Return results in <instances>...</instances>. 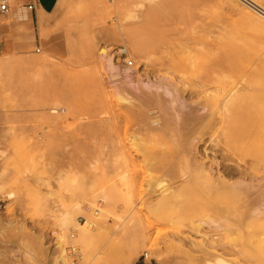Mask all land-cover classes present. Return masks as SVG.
<instances>
[{
	"label": "rangeland",
	"instance_id": "rangeland-1",
	"mask_svg": "<svg viewBox=\"0 0 264 264\" xmlns=\"http://www.w3.org/2000/svg\"><path fill=\"white\" fill-rule=\"evenodd\" d=\"M1 1L0 264H264V196L200 166L264 185L262 12Z\"/></svg>",
	"mask_w": 264,
	"mask_h": 264
},
{
	"label": "bare ground",
	"instance_id": "bare-ground-1",
	"mask_svg": "<svg viewBox=\"0 0 264 264\" xmlns=\"http://www.w3.org/2000/svg\"><path fill=\"white\" fill-rule=\"evenodd\" d=\"M247 3H249L248 5H252V6H254V7H256L260 12H262V14L264 15V7L262 6V5H260L257 1H255V0H245ZM245 2V3H246ZM246 3V4H247ZM250 5V6H251ZM253 7V8H254ZM255 9V8H254ZM257 9H255L256 11H257ZM12 15V19H13V17H14V19L16 18L17 19V21H22V20H28V21H30L29 20V17H28V14H27V12H26V10H25V7H20V11H18V12H15V13H13V14H11ZM11 19H8L7 21H10ZM7 21H5V22H7ZM4 23V21L3 22H1L0 21V24H3ZM7 24V23H6ZM126 30V29H125ZM128 30V29H127ZM120 32V31H119ZM124 33V32H123ZM127 34L131 37V40H132V42H133V44H136V41L134 40V36H133V33L130 31V30H128L127 31ZM105 48H102L101 49V53L102 54H104L105 53ZM164 85V84H163ZM159 89V88H158ZM166 89V88H165ZM161 90V89H160ZM234 92V91H233ZM160 94V93H159ZM225 106L227 105V103H228V100H226L225 102ZM181 106V105H180ZM196 116H197V114H196ZM189 117V116H188ZM197 117H199V115L197 116ZM184 118V117H183ZM206 118V117H205ZM201 119V118H200ZM199 118H198V120H200ZM182 121V120H181ZM194 121V120H193ZM197 122V121H196ZM195 123V122H194ZM201 123V122H200ZM191 124V123H190ZM182 125L183 126H186L187 125V122L186 121H184V122H182ZM183 126H182V128H183ZM190 126V125H189ZM188 126V127H189ZM193 127V126H192ZM184 129V128H183ZM186 129H189V128H186ZM188 132V131H187ZM190 134V133H189ZM186 135V134H185ZM190 147V146H189ZM199 147V146H198ZM191 148V147H190ZM189 148V149H190ZM201 150V149H200ZM206 150V149H205ZM204 150V152H203V164H200V166H202V168H203V176H205L206 178H209V179H212L213 178V176L216 174L217 176H216V178H215V180H214V184H215V187L216 188H220V187H224L225 185L226 186H237L238 184H244L245 185V187L246 188H244V190H247V191H245V192H248V193H250V194H252V195H254V197H257V198H259V197H263L264 196V185L262 184V183H247L245 180H241V181H238V182H232L231 180H230V178L228 177V176H232V175H235V174H246L247 172H243V171H240V170H238L237 168H235L234 170H231V171H225L224 169H221V166H220V163H219V161H218V159L214 156V157H211V156H209L208 154H207V152ZM208 150V149H207ZM197 153V152H196ZM207 159V161H205ZM211 161V163H209L208 164V162H210ZM213 163H215L216 165H215V167L212 165ZM232 169V168H231ZM227 170V169H226ZM249 173H253L251 170H249L248 171ZM213 181V180H212ZM130 202V200L129 201H127V203H129ZM213 245H215L214 244V242H212V241H209L208 239L206 240V242H205V244H204V246L206 247V246H213ZM217 256V259H218V261L219 262H221V263H223V261H225L224 259H223V257H221L219 254L218 255H216Z\"/></svg>",
	"mask_w": 264,
	"mask_h": 264
},
{
	"label": "built area",
	"instance_id": "built-area-1",
	"mask_svg": "<svg viewBox=\"0 0 264 264\" xmlns=\"http://www.w3.org/2000/svg\"><path fill=\"white\" fill-rule=\"evenodd\" d=\"M25 8L28 9L29 11H35L37 8V0H30L26 5ZM9 10V4L6 1H1L0 2V12H6ZM123 48H118L116 50V54L115 56H122L124 51ZM130 63H132V61H130ZM149 257V253L147 251L144 252L143 254V263L144 264H148L147 263V259Z\"/></svg>",
	"mask_w": 264,
	"mask_h": 264
}]
</instances>
